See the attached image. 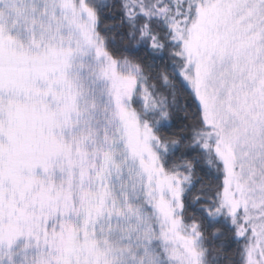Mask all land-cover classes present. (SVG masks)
Instances as JSON below:
<instances>
[{
	"label": "snow or ice",
	"instance_id": "snow-or-ice-1",
	"mask_svg": "<svg viewBox=\"0 0 264 264\" xmlns=\"http://www.w3.org/2000/svg\"><path fill=\"white\" fill-rule=\"evenodd\" d=\"M0 264H264V0H0Z\"/></svg>",
	"mask_w": 264,
	"mask_h": 264
}]
</instances>
